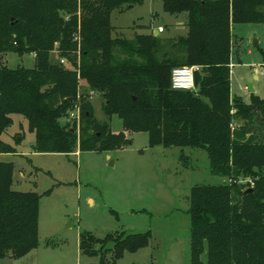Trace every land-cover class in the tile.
I'll return each instance as SVG.
<instances>
[{
  "label": "trees",
  "instance_id": "trees-1",
  "mask_svg": "<svg viewBox=\"0 0 264 264\" xmlns=\"http://www.w3.org/2000/svg\"><path fill=\"white\" fill-rule=\"evenodd\" d=\"M143 2L0 0V156L18 152L3 139L14 115L28 121L37 153L125 147V134L93 115L90 97L101 95L124 131L148 133L151 148L204 149L211 174L228 180L190 191L191 264H264V99L252 94L247 103L231 92L232 26L264 24V0H162L167 13L186 17L181 40L115 36L113 12ZM11 53L33 56V65L10 68ZM189 66L201 67L196 91L173 89L172 70ZM77 103L79 135L68 120ZM13 177L14 164L0 160V259L39 246L41 196L14 190ZM151 239L85 232L80 253L117 264Z\"/></svg>",
  "mask_w": 264,
  "mask_h": 264
},
{
  "label": "rangeland",
  "instance_id": "rangeland-1",
  "mask_svg": "<svg viewBox=\"0 0 264 264\" xmlns=\"http://www.w3.org/2000/svg\"><path fill=\"white\" fill-rule=\"evenodd\" d=\"M111 21L114 35L122 38L155 33L159 27L165 29L159 35L163 38L185 34L179 26L183 17L167 13L162 0H144L115 11ZM232 35V95L247 103L252 94L264 99V76L259 72L264 64V24H235ZM6 60L10 68L30 67L34 57L11 53ZM90 102L96 120L107 123L113 134H125L129 140L125 147L108 152L80 151L78 147V154L37 153L28 121L13 116L14 124L3 139L18 152L0 160L14 164V190L41 196L39 246L18 259L1 258L0 264L97 263L98 258L80 253V237L85 232L101 239L117 232L152 233L147 248L127 254L117 264H191L190 191L197 185H218L228 180L211 174L204 149L151 148L148 133L124 131L118 115L105 114L101 95L92 94ZM75 108L80 109V119L69 116L68 120L77 124L79 135L80 103ZM16 135H22L20 142L15 141Z\"/></svg>",
  "mask_w": 264,
  "mask_h": 264
},
{
  "label": "built area",
  "instance_id": "built-area-1",
  "mask_svg": "<svg viewBox=\"0 0 264 264\" xmlns=\"http://www.w3.org/2000/svg\"><path fill=\"white\" fill-rule=\"evenodd\" d=\"M164 31V28H158L159 34L163 33ZM261 68L262 69L259 70V72L264 76V64L261 65ZM200 70V66L174 68L172 70V88L176 90L196 91L195 75ZM256 72H258V70ZM75 109L70 113V118L78 121L80 119V109Z\"/></svg>",
  "mask_w": 264,
  "mask_h": 264
},
{
  "label": "crops",
  "instance_id": "crops-1",
  "mask_svg": "<svg viewBox=\"0 0 264 264\" xmlns=\"http://www.w3.org/2000/svg\"><path fill=\"white\" fill-rule=\"evenodd\" d=\"M183 17V19H184V21H181V23L179 24V26H180V29L181 30H183L184 29V31H185V34L184 35H186V33H187V26H186V17H184V16H182ZM156 31H158V30H156ZM164 33V32H163ZM163 33H161V34H163ZM160 35V34H159ZM184 35H182V37L184 36ZM237 57H238V55H237ZM233 60H234V53H233V55H232V61H231V64L233 65L234 63H233ZM240 62V61H239ZM254 78L256 79V80H258L259 79V76L256 74V75H254ZM170 148H176V147H170ZM177 149H179V148H177ZM188 149V148H187ZM191 149V148H190ZM79 153V150L78 149H76V151L73 153V154H78ZM7 155V154H6ZM2 156H4V155H2ZM1 157V156H0ZM139 252V251H138ZM138 252H136V253H126L125 254V256L127 255V254H137ZM124 256V257H125ZM204 256L206 257V255L204 254ZM124 257L122 258V259H124Z\"/></svg>",
  "mask_w": 264,
  "mask_h": 264
},
{
  "label": "water",
  "instance_id": "water-1",
  "mask_svg": "<svg viewBox=\"0 0 264 264\" xmlns=\"http://www.w3.org/2000/svg\"><path fill=\"white\" fill-rule=\"evenodd\" d=\"M154 35L155 36H159V32L158 31H155ZM178 39L181 40L182 39V36H179ZM249 90H250V92H254V88L251 85H249ZM71 131L74 132L75 129H72Z\"/></svg>",
  "mask_w": 264,
  "mask_h": 264
}]
</instances>
